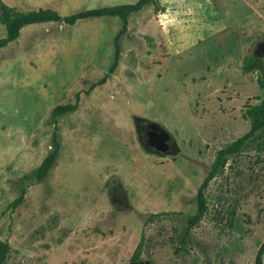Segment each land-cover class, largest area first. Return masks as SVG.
I'll use <instances>...</instances> for the list:
<instances>
[{
	"label": "rangeland",
	"instance_id": "1",
	"mask_svg": "<svg viewBox=\"0 0 264 264\" xmlns=\"http://www.w3.org/2000/svg\"><path fill=\"white\" fill-rule=\"evenodd\" d=\"M2 1L62 16L136 0ZM119 27L116 16L28 24L0 49L5 264H128L138 243V264H253L264 240L255 142L228 157L202 189L200 218H187L216 150L249 128L242 113L258 102V73L240 66L252 55L264 70V0H156L127 17L115 70L89 88L112 61ZM76 94V109L51 120ZM154 125L166 153L144 142ZM53 137L56 158L36 179Z\"/></svg>",
	"mask_w": 264,
	"mask_h": 264
},
{
	"label": "trees",
	"instance_id": "2",
	"mask_svg": "<svg viewBox=\"0 0 264 264\" xmlns=\"http://www.w3.org/2000/svg\"><path fill=\"white\" fill-rule=\"evenodd\" d=\"M156 0H136L132 3H123L116 5L100 6L90 9L79 10L67 15H59L55 10L50 8H37L32 10H17L12 6L6 5L0 0V24L4 27V35L0 37V49L5 47L8 43L14 41L20 29L28 24L44 23V22H58L66 26L73 25L77 20L84 18H96L101 16H116L120 20V27L113 38V56L112 61L107 68L104 75L101 76L96 82L90 84L89 88L103 83L115 70L120 58L119 38L127 30V17L132 13H137L147 5H155ZM242 73L256 71V84L260 89V94L256 97L258 100L255 104L246 103L242 117L248 121V130L236 139L225 144L217 149L213 159L210 163L206 175L203 177L198 190L196 192V211L187 218V224L190 226L194 224L202 215L205 209L204 198L202 189L210 181L213 176L225 166L226 160L229 156L236 154L240 151L242 145L246 142H255V149L260 151L264 149V70L260 67L257 59L252 55H245L242 58L240 66ZM78 102V94L75 95L73 103L58 104L52 107L49 113L51 120L66 112H72L76 109ZM53 149L46 154L39 165L33 171L36 179H42L50 169L57 154V141L52 138ZM22 200V192L10 203L12 208L20 204ZM152 216V215H151ZM139 243L133 250L130 256L131 261H135L138 255ZM9 247L7 243L0 241V264H5L8 258ZM264 250V240L259 245L254 257L253 264H263L261 255Z\"/></svg>",
	"mask_w": 264,
	"mask_h": 264
},
{
	"label": "flooded vegetation",
	"instance_id": "3",
	"mask_svg": "<svg viewBox=\"0 0 264 264\" xmlns=\"http://www.w3.org/2000/svg\"><path fill=\"white\" fill-rule=\"evenodd\" d=\"M146 123L152 125V123ZM154 128H156L154 131L152 130L145 134L144 142L152 151L156 153H166L172 148L168 141V136L157 125H154Z\"/></svg>",
	"mask_w": 264,
	"mask_h": 264
},
{
	"label": "water",
	"instance_id": "4",
	"mask_svg": "<svg viewBox=\"0 0 264 264\" xmlns=\"http://www.w3.org/2000/svg\"><path fill=\"white\" fill-rule=\"evenodd\" d=\"M128 264H138L136 261H131Z\"/></svg>",
	"mask_w": 264,
	"mask_h": 264
},
{
	"label": "crops",
	"instance_id": "5",
	"mask_svg": "<svg viewBox=\"0 0 264 264\" xmlns=\"http://www.w3.org/2000/svg\"><path fill=\"white\" fill-rule=\"evenodd\" d=\"M26 11V10H25Z\"/></svg>",
	"mask_w": 264,
	"mask_h": 264
}]
</instances>
